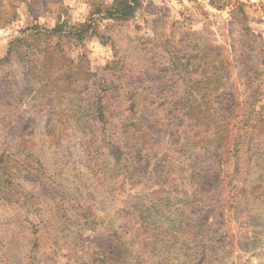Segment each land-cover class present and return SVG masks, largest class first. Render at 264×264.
Listing matches in <instances>:
<instances>
[{
    "label": "rangeland",
    "instance_id": "374dc122",
    "mask_svg": "<svg viewBox=\"0 0 264 264\" xmlns=\"http://www.w3.org/2000/svg\"><path fill=\"white\" fill-rule=\"evenodd\" d=\"M2 3L0 264H92L133 206L150 235L157 183L174 195V264H210L209 250L264 264V0ZM112 162L123 183L109 188ZM205 165L210 198L191 186ZM163 242L130 264L165 261Z\"/></svg>",
    "mask_w": 264,
    "mask_h": 264
},
{
    "label": "trees",
    "instance_id": "16d2710c",
    "mask_svg": "<svg viewBox=\"0 0 264 264\" xmlns=\"http://www.w3.org/2000/svg\"><path fill=\"white\" fill-rule=\"evenodd\" d=\"M2 1H8V0H0V5H3ZM132 10H133V7H131L130 5H128L127 3L124 2V3H122V6L120 8L119 7L118 8L117 7L114 8L112 16L113 17H119V16L126 17L128 14H130V12ZM2 12H4V11H2ZM16 12H17V8H15L14 6L11 7L9 13L7 14V18H8L7 20L10 21V22L15 21L16 20V16H17ZM109 15H110V13H109ZM59 28L60 27L51 30L48 34L55 33L57 31H61ZM61 35L62 36H66V35H68V32L66 33L65 31H63V33ZM74 35L77 37V39H79V37H80L79 35L77 36L75 33H74ZM33 53H34L35 56H37V57L39 56V58H42V59L44 58L43 54H41L42 52H40V51H36V52H33ZM179 59L182 61V60L185 59V57L183 56L181 58H177V61H179ZM224 59H225V57H224ZM224 61L225 60H223V62ZM182 65H184V64H181V66ZM170 67L172 69H174V70L177 69V66H175L174 63H171ZM224 67H225V69L228 68V66H226L225 64H224ZM149 82L151 83V81H149ZM190 86H191V82H189V87ZM147 92L151 96L157 94V91H154V90H149V91L147 90ZM144 93H145V91L143 92V94ZM186 93H187V91L180 90L179 93H175V94H176L177 98L184 100V97H182V96H184ZM191 103L192 102H186V104L180 105V106L186 112L189 113L194 108V107L190 106ZM146 106H151V104H148ZM132 108H133V106H132ZM206 110H207V108H206ZM185 115L186 114H184V116H183L184 118H185ZM75 123H76V126H77L78 129H82L81 126L83 127V125L81 124V121H76ZM90 142H91V140H87L86 144L90 143ZM112 147H114V145L113 146L111 145V148ZM4 154H5L4 152L0 153V166L5 165L6 156H4ZM7 156H10L9 153H7ZM218 158L219 157L216 156V159H218ZM196 160H198V158ZM111 164H112V170L111 171L109 170V172H111L112 175L116 176L117 179L109 180L104 175L106 180H108L110 182V183H107V186L109 188H111V186L113 188L119 182L123 183V177H122V175H120V170L117 167L118 166L117 163L116 162H112ZM200 164H203V162H201ZM212 166H213V164H212ZM208 168L210 169L211 167L209 165H205V166H202V168H198L197 169L199 172H198V179H196V181H199V183H198L199 185L198 184L195 185L194 181L192 180L191 186L196 189L195 191H201L200 194H202L203 196H205L207 198H210L212 193L215 192V189L217 188V186L214 187V188L203 190L205 185L202 182L207 176H208L207 178H209V174L211 173V172L209 173ZM165 176H166V174H165ZM187 178L190 180L189 176ZM132 179H133V176L132 177L131 176L128 177L129 181L127 183L129 184L130 188L133 187V184H132L133 180ZM194 180H195V177H194ZM157 185L160 187V190H161L160 193H162V195L166 193V195L163 196L165 198V202L163 203L162 199H161L162 197L158 198V196H156V195H159V192L156 191L157 192V193H155L156 197L152 196L153 200L146 202V204L148 206H150V215H149V217L152 218L151 219L152 220V224H151L152 229L149 231L150 235L144 233L141 230L143 227H141L140 225L141 224L143 225V220L144 219H142V217H140V216L138 217V215H137L138 212L136 211L138 208L136 206L129 207L128 208V212H131V213H128L126 217H122L120 219L121 220V223H120V228L121 229H119V230H121L123 232V237L115 238V247H116L115 251H112V253H108L107 255H104L103 252H102L103 254L101 252H98L97 256L95 257V258H97V260L92 262V264L93 263L94 264H122L121 263V262H123L122 260H125V262L127 261L128 264H130L131 262H135V260H136V259H134L135 258L134 257V253H136L139 256V258L142 259L146 249L151 247V245L154 246L156 244L157 236L160 237V240H162L163 236H166V238H167V242H163L164 243V247L166 249L162 253L163 254V259H165V261H162L159 264H174V262H172V260H171L172 259L171 257H173V253L171 251V247L174 246L175 242H177L176 237L171 235L174 232V230H175L174 229L175 228L174 227V220H173V217H170L168 215H167L166 218H165V216L163 217V215H164L163 211L166 210V209L172 208V203H173V199H174L173 196L174 195H173V193L171 194L169 192H165L164 191V190L168 191V188L165 185V183H162V184L161 183H157ZM178 195H180V194H178ZM175 196H177V195H175ZM161 204H163V207L161 206ZM211 207H214V205L208 204V208H211ZM157 208H161V213L160 214L156 213V209ZM124 216H125V214H124ZM160 219H161V222H160ZM159 225H162L161 226L162 231H159L160 230L159 229ZM156 230H158V231H156ZM156 232H158L157 235H156ZM140 233L142 235H144V236H147L148 239L140 241L139 237L137 236ZM212 237H213L212 239H214L215 238V234H213ZM217 238H218V236H217ZM109 240H114V238L109 239ZM146 241H148V244L143 245V243L146 242ZM209 243H210V241H209ZM213 245H214V243H213ZM208 254H210V257H209L210 264H216V260H219V258H221V255L217 256L216 254H214V252H212V250H209ZM220 254H222V253L220 252ZM154 256H156V255H154ZM210 259H212V260L210 261ZM132 260H134V261H132ZM154 262H159V260L158 261H154ZM148 263L154 264V263H151V262H148ZM186 264H194V263L186 262ZM199 264H206V263H199Z\"/></svg>",
    "mask_w": 264,
    "mask_h": 264
},
{
    "label": "crops",
    "instance_id": "0c3cea01",
    "mask_svg": "<svg viewBox=\"0 0 264 264\" xmlns=\"http://www.w3.org/2000/svg\"><path fill=\"white\" fill-rule=\"evenodd\" d=\"M186 1L187 0H179L180 4H185ZM171 2L175 3V2H177V0H171ZM137 14H139L138 11H137Z\"/></svg>",
    "mask_w": 264,
    "mask_h": 264
}]
</instances>
